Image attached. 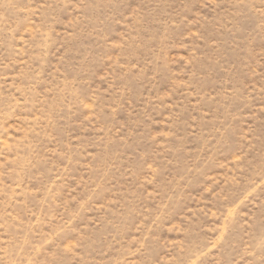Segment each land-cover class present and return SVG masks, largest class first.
I'll return each mask as SVG.
<instances>
[{
    "label": "rangeland",
    "instance_id": "rangeland-1",
    "mask_svg": "<svg viewBox=\"0 0 264 264\" xmlns=\"http://www.w3.org/2000/svg\"><path fill=\"white\" fill-rule=\"evenodd\" d=\"M0 264H264V0H0Z\"/></svg>",
    "mask_w": 264,
    "mask_h": 264
}]
</instances>
